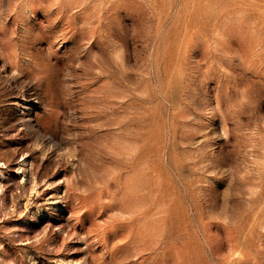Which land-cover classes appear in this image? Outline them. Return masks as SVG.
Returning <instances> with one entry per match:
<instances>
[{
    "label": "rangeland",
    "instance_id": "obj_1",
    "mask_svg": "<svg viewBox=\"0 0 264 264\" xmlns=\"http://www.w3.org/2000/svg\"><path fill=\"white\" fill-rule=\"evenodd\" d=\"M0 264H264V0H0Z\"/></svg>",
    "mask_w": 264,
    "mask_h": 264
}]
</instances>
